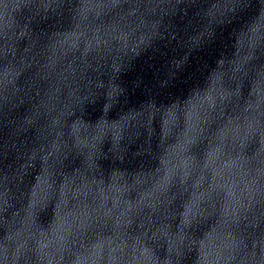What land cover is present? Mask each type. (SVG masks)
<instances>
[{
  "label": "water",
  "instance_id": "obj_1",
  "mask_svg": "<svg viewBox=\"0 0 264 264\" xmlns=\"http://www.w3.org/2000/svg\"><path fill=\"white\" fill-rule=\"evenodd\" d=\"M0 264H264V0H0Z\"/></svg>",
  "mask_w": 264,
  "mask_h": 264
}]
</instances>
